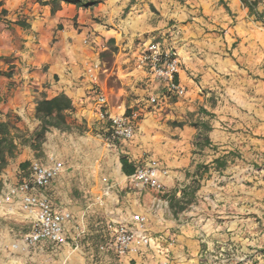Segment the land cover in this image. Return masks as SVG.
Wrapping results in <instances>:
<instances>
[{
  "label": "crops",
  "instance_id": "obj_1",
  "mask_svg": "<svg viewBox=\"0 0 264 264\" xmlns=\"http://www.w3.org/2000/svg\"><path fill=\"white\" fill-rule=\"evenodd\" d=\"M52 1L2 0L0 72L12 76L0 79V121L16 124L31 143L40 125L38 100L65 94L74 105L70 129L47 133L39 150L20 145L0 178V199L25 177L22 162H63L64 171L39 195L55 212L71 214L68 244L22 246L12 257L10 234L21 237L34 221L16 198L0 210L14 225L0 231V264H201L209 252L227 258L221 262L263 264L261 25L246 20L240 0H95L90 7L61 2L56 12ZM154 41L175 47L184 97L172 99L161 82L136 67ZM95 65L96 85L86 73ZM98 95L107 97L113 114L121 106L139 119L132 140L107 144L110 124L99 119ZM152 97L157 106L144 110ZM203 126L211 131L209 145L200 148L194 143L202 141ZM229 154L228 167L218 171L214 160ZM122 156L137 168L155 162L167 171L164 192L134 187L122 172ZM193 180L201 185L195 202L174 214L170 199H180ZM136 216L146 217L152 245L125 258L102 252L111 227L131 224Z\"/></svg>",
  "mask_w": 264,
  "mask_h": 264
},
{
  "label": "built area",
  "instance_id": "obj_2",
  "mask_svg": "<svg viewBox=\"0 0 264 264\" xmlns=\"http://www.w3.org/2000/svg\"><path fill=\"white\" fill-rule=\"evenodd\" d=\"M135 64L138 69L147 71L155 80L161 82L167 94L177 98L186 95V89L178 81L180 62L173 45H167L163 41L151 42L136 58ZM98 69L99 66L95 65L86 71L89 80L95 85L98 83ZM150 103L157 105L158 99L152 97ZM97 106L99 119L110 124V135L105 139L109 146L134 138L137 128L134 114L128 115L127 110L121 106L117 108L118 113L113 114L105 95L97 96ZM63 171L64 163L61 161H53L49 165L35 161L30 166L29 174L0 199V205H3L11 204L18 198L21 201V210L34 215L31 231L25 238L28 245L36 246L42 242L57 246L68 244L66 225L72 219L71 214L55 212L48 199L39 195V192L51 186ZM167 175V171L161 170L157 163L151 162L139 166L129 180L136 188H147L162 194L164 184L161 178ZM109 193L110 188L97 198L98 203H103L104 197ZM111 234V238L100 250L111 251L119 258L140 254L152 245V237L148 234L147 219L144 216H136L131 224L119 223L112 226ZM155 264L172 263L164 260Z\"/></svg>",
  "mask_w": 264,
  "mask_h": 264
},
{
  "label": "trees",
  "instance_id": "obj_3",
  "mask_svg": "<svg viewBox=\"0 0 264 264\" xmlns=\"http://www.w3.org/2000/svg\"><path fill=\"white\" fill-rule=\"evenodd\" d=\"M244 7L249 10L250 16L254 17L256 14L260 19H262L261 15L257 13V8L260 4L263 3L264 0H240ZM71 3L75 4L78 7H90L92 5H96L98 2L95 0H53L50 2L53 5L52 12H56L60 8V3ZM3 6L2 0H0V7ZM229 11L228 8H226ZM6 14V11L2 12ZM20 27L29 28V25L25 22H17ZM111 43V42H110ZM114 50V48H112ZM12 76L11 73H1V77L10 78ZM74 111V105L72 100L65 94H60L53 98H48L46 95H43L40 100H38L35 108V118L39 121L40 125L38 130L33 134L30 140L25 138V135L22 134L21 130L17 127L16 124H13L10 121L2 122L0 121V178L4 174L5 170L10 165V162L15 160L20 145H28L34 150H39L43 143L45 142L47 133L52 130H60L67 131L70 129L68 125V114ZM129 115V111H127ZM176 126H182L178 124ZM195 128H198V124L192 125ZM205 134H202V141L195 142L194 145L205 148L209 145V138L207 133L210 132L209 126L202 127ZM110 132L108 131L106 138H108ZM231 154L228 156L220 157L214 160V166L218 171L225 170L229 165V158ZM122 164V172L131 177L135 174L137 167L133 162H129L128 158L122 156L121 159ZM31 163L29 161L22 162L19 165V170L22 174L27 176L29 174ZM208 168H204L203 173L207 172ZM203 178V175L200 176V179ZM201 185L199 180H193L189 186H187L184 190H182V196L180 199L173 196L170 199V209L177 214L178 212L185 211L188 206L192 205L195 202L196 193L199 191ZM205 250V248H204ZM264 253V252H263ZM203 264V262H201Z\"/></svg>",
  "mask_w": 264,
  "mask_h": 264
},
{
  "label": "rangeland",
  "instance_id": "obj_4",
  "mask_svg": "<svg viewBox=\"0 0 264 264\" xmlns=\"http://www.w3.org/2000/svg\"><path fill=\"white\" fill-rule=\"evenodd\" d=\"M246 12H247V17H246V20L248 19V20H254V22L255 23H259L260 25H261V27L263 28V30H264V1H263V3L262 4H260L259 6H258V8H257V13L259 14V15H261V17H262V19H260L259 17H258V15L256 14L254 17H252V16H250V13H249V10H246ZM167 95H169V94H167ZM249 95H250V97H254V95H253V91H250L249 92ZM172 99H175L174 97L175 96H172V95H169ZM182 98V97H181ZM171 99V100H172ZM150 105V107H148V105H146V106H142L143 107V109L144 110H149V111H152L153 110V107H156L157 105H152L151 103L149 104ZM132 112V111H131ZM131 115V114H130ZM139 119H137V121H138ZM206 132H204V130H203V132H202V134H205ZM2 191V187L0 186V195H1V192ZM161 196V195H160ZM6 205H8V204H3V205H0V210H1V208L2 207H4V206H6ZM9 222V220L7 219V220H3L1 217H0V231H1V229L2 228H6V226L7 225H10L11 227L12 226H14L13 225V223H8ZM32 226V225H31ZM13 228V227H12ZM30 231H31V228H30V230L26 233V234H22V236L21 237H15V238H13V233H11L10 235H12L11 236V239H14L13 240V242H12V245H10V254H11V256L12 257H15V256H17L18 255V252L20 251V250H22V246H26V247H34V246H31V245H28V243L26 242V236L30 233ZM0 238H1V236H0ZM263 255H264V253H262ZM2 252L0 251V258H2ZM225 259H227L226 257H219V256H217V258H216V254L215 253H211V252H209V253H207L206 255H205V257L203 258V264H240L241 262H221L222 260H225ZM243 263H247V262H243ZM259 264H260V262H259ZM263 264H264V262H263Z\"/></svg>",
  "mask_w": 264,
  "mask_h": 264
}]
</instances>
